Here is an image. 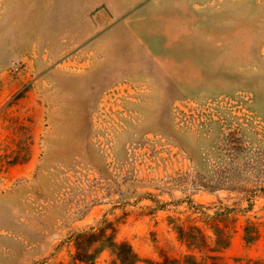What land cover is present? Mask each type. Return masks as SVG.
Here are the masks:
<instances>
[{"label": "rangeland", "instance_id": "1", "mask_svg": "<svg viewBox=\"0 0 264 264\" xmlns=\"http://www.w3.org/2000/svg\"><path fill=\"white\" fill-rule=\"evenodd\" d=\"M99 228L264 260V0H0V264H70Z\"/></svg>", "mask_w": 264, "mask_h": 264}, {"label": "trees", "instance_id": "2", "mask_svg": "<svg viewBox=\"0 0 264 264\" xmlns=\"http://www.w3.org/2000/svg\"><path fill=\"white\" fill-rule=\"evenodd\" d=\"M195 229V228H194ZM199 237L187 234L179 229L181 238L190 240L189 244L193 247H204V235L196 228ZM216 238L214 240L215 248L212 251H219L217 248H224L228 245V239L220 237L214 231ZM245 240H253L251 233L245 231ZM204 242V243H203ZM75 252L71 256L70 264H93L94 260L103 249L110 251L111 261L109 264H221L220 257L217 254H205L198 259L193 254H186L181 259H167L163 261H154L140 258L126 241H116L112 234L105 235L104 228H99L98 232L87 231L76 234L74 237ZM246 264H264V260L248 261Z\"/></svg>", "mask_w": 264, "mask_h": 264}, {"label": "crops", "instance_id": "3", "mask_svg": "<svg viewBox=\"0 0 264 264\" xmlns=\"http://www.w3.org/2000/svg\"><path fill=\"white\" fill-rule=\"evenodd\" d=\"M178 46H180V45H178ZM196 47V46H195ZM111 50H109L107 53H109Z\"/></svg>", "mask_w": 264, "mask_h": 264}]
</instances>
